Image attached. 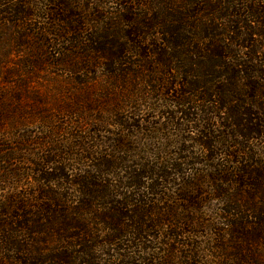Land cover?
<instances>
[{"label": "trees", "instance_id": "trees-1", "mask_svg": "<svg viewBox=\"0 0 264 264\" xmlns=\"http://www.w3.org/2000/svg\"><path fill=\"white\" fill-rule=\"evenodd\" d=\"M26 1L0 0V23L19 29L41 20L38 47L61 58L50 66L75 73V59H83L77 64L85 69L104 59L100 65L107 68L105 79L118 73L147 79L155 83L156 94L168 97L167 107L174 112L164 111L169 122L155 132L167 144L158 143V149L148 148L147 157H140L123 133L101 140L98 118L88 135L96 144L58 142L47 126L51 118L19 110L22 95L0 92V136L5 135L4 122L15 114L25 121L39 118L45 130L34 141L30 132L6 135L14 147L0 149V264H176L194 258L180 257L171 243L195 233L180 212L200 215L207 208L199 207L203 199L196 196L200 177L209 181L210 202L221 203L216 215L232 237L228 263L264 264L240 249L247 241L259 252L264 244V212L256 209L253 214L251 201L255 192L264 194V177L257 168L251 170L250 156L254 140L264 135V0H159L150 3L154 16L145 5L146 14L137 16L134 5L121 9L125 0H116L119 8L112 18L102 15L100 0L94 7L88 0H56L42 7ZM116 19L124 30L117 38L121 49L112 53L113 40L108 38L114 35L97 31ZM27 45L23 41L22 46ZM128 56L137 61L130 64ZM129 64L139 70L123 68ZM157 73L165 79L156 78ZM153 139L157 137L149 136L148 147H155ZM24 184L25 191H17ZM243 188L253 193L248 217L260 220L256 229L263 230L248 240L247 215L239 198ZM3 191L10 196L1 195ZM229 192H235L236 201H229ZM189 195L196 202H189ZM55 237L54 246L41 247Z\"/></svg>", "mask_w": 264, "mask_h": 264}, {"label": "rangeland", "instance_id": "rangeland-1", "mask_svg": "<svg viewBox=\"0 0 264 264\" xmlns=\"http://www.w3.org/2000/svg\"><path fill=\"white\" fill-rule=\"evenodd\" d=\"M55 1L56 0H27L26 2H33V4L37 7H42L44 4L48 5L49 2L50 4L48 6H53L52 3ZM100 1L104 7L102 15H105L107 18L117 16V8H119L117 6L119 5L118 1ZM158 1L159 0H125L121 2V6L122 4L126 6L121 7V9L134 5L132 6L134 8L133 13L137 16H142L147 12L146 9L143 10L145 5L146 7H149L148 15L154 16L157 13L155 10L150 9V3L155 5ZM46 2L48 4H46ZM88 3L91 6L93 4H99L96 0H88L87 5ZM128 3L130 4L128 5ZM83 5H85V1ZM97 12H100V9L97 10ZM72 13L80 14L75 10H72ZM89 13L92 15V11ZM83 15L88 16V13ZM91 19H93V16L89 17V21ZM30 24V27L23 25V27H19L18 29L15 27L13 28L10 25L6 26L2 22L0 23V92L8 95H22L21 104L17 106L19 110L30 109L33 110L36 115L40 113L51 118L52 123L47 126L49 131L54 133L55 140L58 142H67V144H69L71 142L78 143L79 140H82L86 144H96V140H90L88 135L89 131L93 130L91 126H97L98 123L96 118H98L99 125L101 126V140L108 141L113 139L114 136L110 133L116 135L123 133L128 136L130 142L133 144L131 148L137 149L136 152L140 155V157H147L148 154L146 152L148 148L154 151L158 149V143L167 144V142H165V137L162 136L161 133L155 134V132H157L163 124L166 125V123L169 122L168 118L170 116L164 114V111L167 110V112L173 113L174 110L171 107H167L168 97H162L159 93L160 91H157V94L155 93V83H147V79L136 78L134 73L126 76L118 73L116 76L111 75V78L105 79V76H107V68H101L100 65L101 63H105L104 59L102 61L101 59L98 60L97 66L95 68L89 67V69L81 68V65L79 66L77 64L84 61L83 59H75L73 63L79 68L75 73H71L68 69L65 70L59 67H52L50 66L51 63L55 60L59 61L61 58H54V56L52 57V55L49 54V51L45 52L40 49L41 47H38L40 45L37 39L39 38V34L41 32L38 28H43L44 24L41 23V20L31 22ZM100 26V30H98L97 33H104L105 35L106 32H110V35H114L113 38H108V41L110 42L113 40L114 47H112L111 52L115 53L116 48H118V50L121 49L122 42L117 38H119L120 31L124 29L119 26L118 20H107L106 24L102 23ZM250 26H252V24ZM22 28L28 30H22ZM22 36H28L27 39H23L24 43H28L25 47L22 46L23 41L20 40L22 39ZM41 37L46 39L48 38L46 35H41ZM16 45L19 47H16ZM98 46L102 47L101 41ZM63 47L66 50L68 48L67 45L62 46V48ZM126 61L131 64L132 62H136L137 58L128 56ZM35 62L38 63V66L34 65ZM130 64L124 66L123 68L126 70H139L137 67H131ZM163 69L164 68L158 67L157 71L161 72ZM157 74L156 78L159 80L165 79L162 74ZM35 98L37 101L34 102L33 99ZM7 105L8 104L4 103L5 107ZM248 109L252 110L250 107ZM33 116V114L29 115V117ZM7 121L13 122H8L7 124ZM119 122L124 126L126 124V126L131 124L135 128H121V126L117 125ZM257 123L258 121H256V124ZM4 125V130H6L5 135L0 136V143L4 144V148H0L1 150L9 148V146L14 147V145L8 144V141H10L9 135H12L13 133L22 134L30 132V135L33 138L32 140L34 141L35 138L42 137V134L45 132L43 124L39 118L35 117L25 121L20 114H15L13 116V120L7 119L4 122ZM18 125H20V130L11 129V127ZM136 127H138V129ZM149 130L152 133L154 132V135L149 132ZM1 134L2 133H0V135ZM70 134L73 138L72 141H69ZM164 134L167 135L168 133L165 131ZM6 135H8L9 138H6ZM149 136L157 137V139H153L152 142L155 147L147 146ZM263 136L262 138L254 140L252 147L253 150L250 156L253 159L251 162L253 168L251 170L257 168L256 172L260 174L262 173L263 175L261 176L264 177ZM97 141H100V138ZM142 145L145 147L143 148ZM98 150L104 152L106 151V148L98 146ZM16 164L17 163H15V165ZM207 176L209 179L211 173ZM199 179H201L200 184L199 182L195 183L196 185L199 184L195 189L196 196L199 197V199L204 200H202L199 207L206 206L207 208L204 211H201L200 215H198V211L194 214H192V211L191 215L187 212H180L182 214L180 218L184 217V221H187L189 226L190 223L194 225L192 229L195 233L193 236L185 235L184 237L178 239V242L176 241L175 244L170 242L172 244L171 247L177 249L180 257L184 255L193 256L194 254V258L190 259L189 257V260L187 261H182L181 259L176 260L175 263L229 264L227 258L233 252L227 249L232 247V237L230 236L227 226L224 225V221L219 220L218 215H216L219 212L221 203L218 201L210 202L209 199L211 194L209 190L210 187L208 185L209 181L205 180L204 177H200L198 180ZM259 182H262V180H259ZM262 184H264V182ZM25 188L26 184H24L21 189H17V191H25ZM227 188L231 190V187ZM227 188L225 187L224 189L227 190ZM195 190L191 192H194ZM250 191L251 190H249V188H243L241 190L242 194L239 197H242L241 205L244 208V213L247 215V218L244 220L246 225V236L244 239L247 240L248 238H252V236L253 238L259 237L262 230H260V228L258 230L256 229V225L260 220H257L254 217H248L250 216L249 211L247 210V204L250 197L249 194H253ZM4 194H8V196H10L8 192L5 193V191H3V194L1 195ZM227 194L229 195V201H236L235 192H229ZM189 197V202H196L193 195H189ZM263 200L264 194L261 191H259V194L258 192H255L254 196L251 198L252 204L256 206L255 209H252L253 214L256 209L264 212ZM242 201L244 202V205ZM191 204L192 203H189V205ZM184 205L185 204L179 205V203H176V207ZM196 206L198 205L196 204ZM175 212L178 216V210ZM185 217H193V220L186 219ZM180 218L176 219L181 221ZM176 219L173 221L177 222ZM187 229L188 228H186V230ZM57 242L58 238L55 237V239H52L48 244L42 245L41 247L45 248L51 244L54 246V243ZM162 242H166V240L162 239ZM241 245V254H244V256H251L259 262L264 260V244L260 246L261 248L259 249V252H257L258 249L253 250V248L248 245L247 241ZM189 246H193L194 248L197 247L198 250L194 249V253ZM218 246H220V249H217ZM162 250L163 248L159 247V250H157L158 255H161Z\"/></svg>", "mask_w": 264, "mask_h": 264}]
</instances>
